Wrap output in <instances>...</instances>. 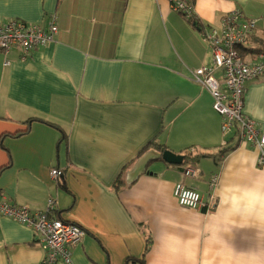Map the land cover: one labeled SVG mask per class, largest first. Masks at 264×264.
<instances>
[{
	"label": "crops",
	"instance_id": "1",
	"mask_svg": "<svg viewBox=\"0 0 264 264\" xmlns=\"http://www.w3.org/2000/svg\"><path fill=\"white\" fill-rule=\"evenodd\" d=\"M192 6L195 24L171 0H0V25L47 28L56 17L58 27L46 47L0 52V198L33 214L54 200V213L87 232L71 247L72 264H264L259 150L236 128L223 133L211 94L192 80L213 61L201 30L228 13L259 20L248 49L264 44V0ZM243 113L264 134V74L247 82ZM153 144L210 156L191 164L199 178L158 160L117 192V180ZM178 183L205 199L215 194L216 209L181 207ZM44 259L36 230L0 215V264Z\"/></svg>",
	"mask_w": 264,
	"mask_h": 264
},
{
	"label": "built area",
	"instance_id": "2",
	"mask_svg": "<svg viewBox=\"0 0 264 264\" xmlns=\"http://www.w3.org/2000/svg\"><path fill=\"white\" fill-rule=\"evenodd\" d=\"M173 8L192 17L193 6L183 0H172ZM257 19H249L236 10L225 15L219 27L201 30L202 42L211 50V65L201 66L192 73V80L209 91L214 100V109L223 117V133L228 134L237 129L241 140L252 144L259 150L258 163L264 166V134H260L255 122L243 113L246 84L264 74V52L251 53L243 58L241 50L249 48L250 34L258 26ZM58 33L56 17L44 28L22 20H11L0 25V52L6 55L19 49L28 53L33 49L46 47L55 40ZM9 64V62H7ZM234 128V129H233ZM200 169L187 164L183 175L187 178H199ZM58 170L52 171L57 178ZM214 178L211 188H215ZM174 196L181 207L192 210L211 212L216 209L218 200L215 194L209 199L183 183L176 184ZM55 202L50 199L43 212L31 213L25 206H16L0 198V215L11 217L23 224L33 227L39 235V241L45 250L42 264H72L71 247L81 243L87 232L80 226L55 219Z\"/></svg>",
	"mask_w": 264,
	"mask_h": 264
},
{
	"label": "trees",
	"instance_id": "3",
	"mask_svg": "<svg viewBox=\"0 0 264 264\" xmlns=\"http://www.w3.org/2000/svg\"><path fill=\"white\" fill-rule=\"evenodd\" d=\"M185 2H187L188 4H195L196 0H183ZM189 21L192 23V24H195V21H193V17H190L189 18ZM250 53H261V52H264V44L257 48V49H245V50H241L240 49V53L242 54L243 58L246 57L247 54ZM50 124V123H48ZM53 126H56L54 124H51ZM56 128H59L56 126ZM2 139H0L1 141ZM64 140V137L61 138V142ZM153 146H155L156 150L163 153L165 151L168 150L167 147H164V146H157L156 144H153ZM185 156V162L183 163V165H187V164H197L201 159L203 158H206L208 156H210V154L208 153H192V152H188L187 154L184 155ZM123 177V176H122ZM120 177L116 184H115V189L116 191H120L122 188H124L126 185H125V181L124 179ZM52 216L55 218V219H61L60 215L58 213H53ZM143 233L146 237V252H149L151 250V247H152V244H153V240H152V236H151V233L150 232H146L145 230H143ZM126 264H146V260L145 258L143 259H133V258H128L126 260Z\"/></svg>",
	"mask_w": 264,
	"mask_h": 264
},
{
	"label": "water",
	"instance_id": "4",
	"mask_svg": "<svg viewBox=\"0 0 264 264\" xmlns=\"http://www.w3.org/2000/svg\"><path fill=\"white\" fill-rule=\"evenodd\" d=\"M158 160H163L170 165H182L185 162V156L178 155L171 150L163 153L156 150L147 151L126 171V186L132 187L141 176L147 173L149 164Z\"/></svg>",
	"mask_w": 264,
	"mask_h": 264
},
{
	"label": "rangeland",
	"instance_id": "5",
	"mask_svg": "<svg viewBox=\"0 0 264 264\" xmlns=\"http://www.w3.org/2000/svg\"><path fill=\"white\" fill-rule=\"evenodd\" d=\"M214 101V100H213ZM223 118V117H222ZM224 120V119H223ZM234 129V128H233ZM232 132V131H231ZM231 134V133H230Z\"/></svg>",
	"mask_w": 264,
	"mask_h": 264
},
{
	"label": "clouds",
	"instance_id": "6",
	"mask_svg": "<svg viewBox=\"0 0 264 264\" xmlns=\"http://www.w3.org/2000/svg\"><path fill=\"white\" fill-rule=\"evenodd\" d=\"M172 1V0H171ZM172 3V2H171Z\"/></svg>",
	"mask_w": 264,
	"mask_h": 264
}]
</instances>
